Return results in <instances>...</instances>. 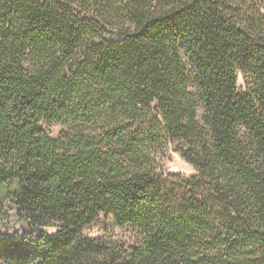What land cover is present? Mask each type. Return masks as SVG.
<instances>
[{"label":"trees","instance_id":"1","mask_svg":"<svg viewBox=\"0 0 264 264\" xmlns=\"http://www.w3.org/2000/svg\"><path fill=\"white\" fill-rule=\"evenodd\" d=\"M173 144L193 178L159 174ZM7 205L41 236L0 264H264L263 4L0 0Z\"/></svg>","mask_w":264,"mask_h":264},{"label":"rangeland","instance_id":"2","mask_svg":"<svg viewBox=\"0 0 264 264\" xmlns=\"http://www.w3.org/2000/svg\"><path fill=\"white\" fill-rule=\"evenodd\" d=\"M257 1L262 3L264 6V0ZM237 77L238 89L241 92H249L252 90V84L249 75L239 70L237 72ZM203 114V109H200L198 113L200 121H202ZM45 127L49 135L53 138H59L62 131L65 130V127L62 124L46 125ZM158 161L160 166L159 174L163 175L164 177L175 175L189 180L197 175L194 167L188 164L181 157V155L176 152V147L174 144L169 145L160 151L158 154ZM5 210L6 215H1L0 213V232L8 234L11 237H22L24 235H29L35 240H38V238L41 236V233L30 230L27 223L16 216L14 206L7 205ZM107 230L113 231L122 237H126L125 230L119 228L115 221L107 215L101 216V218L89 229V231H91V233L96 236L104 235ZM46 231L53 232L52 230ZM127 238H129V236H127L125 239Z\"/></svg>","mask_w":264,"mask_h":264}]
</instances>
